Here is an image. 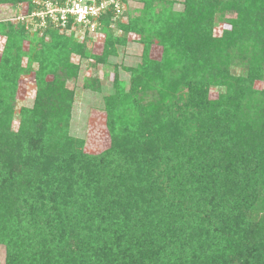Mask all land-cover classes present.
Returning <instances> with one entry per match:
<instances>
[{"label": "trees", "instance_id": "1", "mask_svg": "<svg viewBox=\"0 0 264 264\" xmlns=\"http://www.w3.org/2000/svg\"><path fill=\"white\" fill-rule=\"evenodd\" d=\"M146 1L152 26L131 28L142 37L141 61L128 68V81L117 75L103 99L111 147L102 155L83 153L72 136H59L62 147H54L51 117H72L73 91L62 79L41 87L36 115L25 111L13 131L16 79L0 71L5 264H264V91L231 71L239 66L252 82L264 79V0H184L180 10L175 2ZM227 11L237 17L225 19ZM113 16L107 12L98 29L107 33L97 58L103 63L116 57L120 42L110 35ZM218 22L232 30L214 35ZM0 28L7 36L26 31L12 23ZM48 29L70 45L67 57L84 53L91 40L75 44ZM154 39L160 61L150 57ZM7 58L1 68L14 70ZM212 88L217 100L209 98ZM148 90L150 98L142 97ZM117 111L127 114L114 119Z\"/></svg>", "mask_w": 264, "mask_h": 264}, {"label": "rangeland", "instance_id": "2", "mask_svg": "<svg viewBox=\"0 0 264 264\" xmlns=\"http://www.w3.org/2000/svg\"><path fill=\"white\" fill-rule=\"evenodd\" d=\"M36 1L30 0L18 3L15 7L12 5H0V24L12 23L16 26H23L26 30L22 33L19 28H16L11 32L10 36H7L0 28V71L2 73L10 71L13 73L14 79H16V90L12 94L11 99V103L15 106L12 130L18 132L20 121L25 111L32 112L31 117L36 115V112L32 110L35 108L41 87L45 89L53 81L62 79L65 81V88L73 91L72 117L59 119L56 114L51 117V119L57 117L56 122L48 126L50 139L54 142V147L57 149L62 147L60 142L62 139L59 136H72L83 142V153L88 156L102 155L111 147V135L107 127V115L103 110V99L113 93V84L117 75L123 81H128L130 79L128 68L136 67L140 63L143 53L142 37L139 33L132 31L131 28L134 25L140 26L139 23L142 21L152 26L153 23H150L149 20L152 17L151 10H154V8L149 7V3L146 0H121V12L118 17L114 14L110 24V35L120 39V42L115 45L117 55L109 63H103L97 58L106 51V32V37L104 38V34H99L98 31L95 33L90 32V34L86 33V28L72 27L63 34L55 28L62 35L73 36L74 43L83 44L88 41L87 38L91 39L90 42L88 41L89 45L83 48L85 49L83 50L84 53H72L67 57L68 53H70V45L64 44L62 41V43L59 42L60 39H54L57 32L50 29L46 31L44 28L38 29V27H35L36 22H32V13L37 9ZM164 1L175 2L176 10L183 9L181 8V3L184 0ZM159 10L160 8L157 5L156 11ZM236 17L237 15L234 11L226 12L225 19L233 20ZM124 27L129 29H124ZM225 30H232V25L228 22H218L213 32L214 35L222 36ZM40 40H45L44 42L48 44V48L46 50L43 49L44 53L41 49L45 47L40 43ZM14 44H19L20 47H16L17 45L15 46ZM63 44L66 46H63ZM64 47H67V49ZM9 50L11 54L7 56ZM162 55L163 48L154 39L150 49V57L160 61ZM56 56L61 57L60 60L56 59ZM6 57H8V61L16 65L14 70H10L8 65L3 67L4 69L1 68L5 63ZM31 61L36 62L32 64L33 62ZM40 61H52L45 63L46 69L42 75L38 73ZM53 61H58V63L59 61H64L63 63L67 62L68 65L70 63L72 68L66 70L61 67V63L55 64ZM231 71L236 76H239L238 78L245 77L244 82L249 85L248 87H252L254 91H264V79H257L252 82V79L248 77L249 75L239 66L232 68ZM98 89H100V92H96ZM218 94L219 90L212 88L209 98L217 100ZM150 96L151 91L149 90L142 95V97L147 99ZM47 102L49 100H44L42 104L46 106ZM114 114V119H119L127 113L117 111ZM34 118L39 121L41 117L37 116ZM260 211L264 213V209ZM5 258V247L0 245V264L6 263Z\"/></svg>", "mask_w": 264, "mask_h": 264}, {"label": "built area", "instance_id": "3", "mask_svg": "<svg viewBox=\"0 0 264 264\" xmlns=\"http://www.w3.org/2000/svg\"><path fill=\"white\" fill-rule=\"evenodd\" d=\"M36 5L31 17L35 27L51 26L62 34L72 27L95 33L104 14L112 11L118 17L121 12V0H37Z\"/></svg>", "mask_w": 264, "mask_h": 264}]
</instances>
